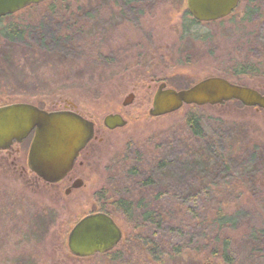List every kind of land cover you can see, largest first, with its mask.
<instances>
[{
    "label": "rangeland",
    "instance_id": "1",
    "mask_svg": "<svg viewBox=\"0 0 264 264\" xmlns=\"http://www.w3.org/2000/svg\"><path fill=\"white\" fill-rule=\"evenodd\" d=\"M250 1L242 0L223 20L193 25L187 24L191 16L186 14L185 0H151L148 6L139 0L138 10L128 15L119 14L121 7L112 8L110 0H66L69 16L63 23H56L48 7L53 0H47L4 21L39 23L41 33L14 42L24 43L23 47L0 41V105L30 102L44 109L69 105L93 120L97 132L79 158L82 163H76L74 173L82 182L76 187H69L67 180L42 181L28 168L17 145L0 150V264H156L142 257L143 248L124 247L137 244L128 240L133 225L112 205L109 211L123 233L114 253L73 256L67 236L83 216L102 212L107 203L128 194L127 166L121 167L125 159L130 164L139 152L148 164L168 134L187 136L188 115L202 120L209 139L220 133L218 122H224L231 131L227 138L232 150L244 162L219 172L223 177L212 185L220 192L206 203L220 204L231 213L243 208L247 218L255 220L264 216V110L229 101L184 105L161 116L148 114L160 82L182 89L209 76H222L264 92V0H252L248 6ZM55 5L57 10L59 4ZM184 28L191 30L189 35L182 36ZM35 43L72 45L57 49ZM129 93L133 99L123 105ZM108 113L121 114L126 124L105 128L102 118ZM184 143L178 141L172 149L198 146L191 139ZM254 146L252 161L248 156ZM152 169L140 171L152 173ZM135 187L149 189L141 182ZM198 204L205 205L202 200ZM138 217L130 215L131 220ZM240 231L235 228L229 234L238 237ZM235 254L236 264H247L238 244ZM210 259L200 254L167 264H224L220 258Z\"/></svg>",
    "mask_w": 264,
    "mask_h": 264
},
{
    "label": "trees",
    "instance_id": "2",
    "mask_svg": "<svg viewBox=\"0 0 264 264\" xmlns=\"http://www.w3.org/2000/svg\"><path fill=\"white\" fill-rule=\"evenodd\" d=\"M45 1L29 5L26 8H37ZM65 1L53 0L48 5L54 11L51 15L57 18L56 23H63L69 16L66 14L69 4H65ZM110 1H112V8L121 7V10L118 8L119 14L128 15L131 11L138 10L136 7L139 0ZM144 2L147 3V6L152 4L151 0ZM56 3L59 4L57 10ZM257 8L258 6L249 8V11L252 12ZM13 16L11 14L0 17V41L12 46L20 44L23 47L24 43L14 42H25L33 34L41 33V24L39 23L31 25L27 22H4ZM195 23L198 21L192 17L187 19V24ZM190 31L184 28L182 36L189 35ZM46 44L57 49H65L72 45V43H35L39 48L47 47ZM231 101L240 103L236 100ZM185 125H187V136H183L181 132V138L178 132L171 133V136L168 134L169 137L165 138L166 143L161 148L158 146L153 150L155 156L150 159L148 164L139 152L134 155L130 164L127 163L129 158L125 159L121 167L127 166L125 173L129 183V186L126 185L128 194L114 199L110 204L107 203L102 211L112 216L109 211L111 205L116 210L121 209L125 217L130 219L129 224L133 225L130 227L132 232L129 233L128 240H132L133 243L137 241V244L134 243L135 245L130 244L131 242L124 243L126 244L124 247L143 248L142 257H149L150 261L156 264H167L170 261L181 263V259L200 254H206L213 258L210 260L220 258L224 264H236L235 248L237 244L245 253L242 261L245 259L244 262L247 264H264V216H259L255 220L247 218L244 214L246 210L243 208L231 213L220 204L211 207L208 202L206 203L210 197L216 196L220 192L218 187L212 185L218 178L223 177V174L219 172L228 170L231 166L244 164L241 159L238 160L240 157L235 155L236 153L232 150V142L227 138L231 131L228 132L224 122H218L220 133L214 132V139L211 137L209 139L205 135L202 120L194 115L186 117ZM190 139L193 140V144L198 146L176 152L172 149L178 141L180 145H184V142ZM243 145L245 144L243 143ZM255 153L254 146L251 154L247 155L248 159L253 161ZM147 166L153 168L152 173L143 174L140 170ZM202 168L205 170L202 171ZM207 170L211 171L204 173ZM138 182L148 185L149 189L135 187ZM201 200L205 205L198 204ZM137 213L139 217L131 220L130 215L133 216ZM241 215L244 217L243 222L239 220ZM253 215L255 216L254 213ZM235 228L238 231L239 228L241 230L238 237L229 234ZM114 252L115 249H112L99 255L108 256Z\"/></svg>",
    "mask_w": 264,
    "mask_h": 264
},
{
    "label": "water",
    "instance_id": "3",
    "mask_svg": "<svg viewBox=\"0 0 264 264\" xmlns=\"http://www.w3.org/2000/svg\"><path fill=\"white\" fill-rule=\"evenodd\" d=\"M42 1L45 0H0V17ZM185 4L195 20L210 22L229 15L238 0H185ZM132 99L133 93H129L122 104L127 105ZM229 100L264 110V94L258 90L222 76H209L182 89L164 88V84H160L148 114L161 116L183 105H216ZM103 124L114 129L124 126L126 120L119 113H108L103 117ZM31 132L27 166L41 180L54 183L71 170L79 151L93 138L94 123L72 110L49 111L30 102L0 106V150L8 149L13 141H22ZM79 184L78 179L73 187ZM121 237L122 231L110 215L95 212L74 224L67 237V247L75 256L89 257L112 249Z\"/></svg>",
    "mask_w": 264,
    "mask_h": 264
},
{
    "label": "flooded vegetation",
    "instance_id": "4",
    "mask_svg": "<svg viewBox=\"0 0 264 264\" xmlns=\"http://www.w3.org/2000/svg\"><path fill=\"white\" fill-rule=\"evenodd\" d=\"M242 0H238V4H237V6L239 5V3L241 2ZM252 4V1H250V2H247V5L249 6V5H251ZM236 6V7H237ZM189 13V12H188ZM232 13V12H231ZM230 13V14H231ZM229 14V15H230ZM189 15H190V13H189ZM228 15V16H229ZM191 16V15H190ZM192 17V16H191ZM227 17V16H226ZM193 18V17H192ZM194 19V18H193ZM197 21V20H196ZM199 22V21H198ZM206 23V22H205ZM160 84H164V88H167V86H166V83L165 82H160L158 85H157V87H156V90H157V88H158V86L160 85ZM241 85V84H240ZM245 86H247V85H245ZM250 87V86H249ZM171 88V87H170ZM252 88H254V87H252ZM254 89H256V88H254ZM155 90V91H156ZM256 90H258V89H256ZM261 94H264V92H262V91H260V90H258ZM123 102V101H122ZM34 104V103H33ZM36 105V104H35ZM1 106V105H0ZM36 106H38V105H36ZM39 108H42V109H44L43 107H41V106H38ZM255 108V107H254ZM60 109H68V110H72V111H75V112H77L76 110H74L71 106H69V105H63V107H58V108H55V109H46V110H49V111H52V110H60ZM256 109V108H255ZM257 110V109H256ZM258 110H263V109H258ZM78 113V112H77ZM80 114V113H79ZM83 116V115H82ZM105 116V115H104ZM103 116V117H104ZM85 117V116H84ZM91 120V119H90ZM126 120V119H125ZM91 121H93V120H91ZM127 122V121H126ZM93 123H94V136H93V138L86 144V146L83 148V149H81L80 151H79V153H78V156L76 157V159H75V161H74V164H73V166H72V168H71V170L64 176V178H62L61 180H67V182H69V187H72L73 186V184L74 183H76V181L79 179L78 178V176H76L75 175V173H74V170H75V167H76V163H79V164H81L82 163V160L81 159H79V158H81V156H83V153H84V151H85V148L91 143V141L93 140V139H95L96 138V132H97V128H96V125H95V122L93 121ZM102 125L105 127V128H107L104 124H103V118H102ZM118 128V127H117ZM108 129V128H107ZM115 129V128H114ZM109 130H112V129H109ZM32 135H33V132H31L28 136H26L24 139H22V141H20V142H16V141H13L12 142V144H11V146L8 148V149H4V150H9V149H13V147L15 146V145H17L18 146V148H17V151L18 152H21V156L24 158H26V161H27V155H28V149H29V145H30V142H31V139H32ZM61 180H59V181H61ZM43 181V180H42ZM59 181H57V182H59ZM45 182V181H44ZM57 182H54V183H57ZM45 183H47V182H45ZM54 183H48V184H54ZM81 184H82V182H81ZM102 210V209H101ZM102 212H104V213H106L105 211H102ZM106 214H108V213H106ZM109 215V214H108ZM118 225V224H117ZM119 226V225H118ZM120 228V227H119ZM121 229V228H120ZM122 231V230H121ZM122 235H123V233H122ZM68 237V236H67ZM113 249V248H112ZM112 249H110V250H112ZM110 250H108V251H110ZM107 251V252H108ZM71 253V252H70ZM105 253V252H104ZM96 254H100V253H95L94 255H96ZM73 255V254H72ZM73 256H75V255H73ZM93 256V255H92ZM76 257H78V256H76ZM90 257V256H89Z\"/></svg>",
    "mask_w": 264,
    "mask_h": 264
}]
</instances>
